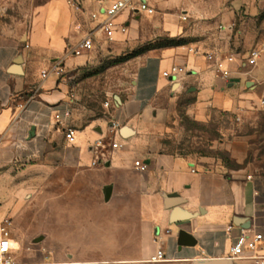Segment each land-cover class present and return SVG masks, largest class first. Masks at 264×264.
<instances>
[{
    "label": "crops",
    "instance_id": "1",
    "mask_svg": "<svg viewBox=\"0 0 264 264\" xmlns=\"http://www.w3.org/2000/svg\"><path fill=\"white\" fill-rule=\"evenodd\" d=\"M242 1L219 13L205 0H148L152 16L123 11L115 24L125 33L80 55L69 52L96 25L89 14L97 0H81L83 13L67 0H48L26 30L0 27V199L12 204L1 218L11 220L19 245L18 230L23 239L40 236L25 264L45 259L41 251L48 264H200L227 258L256 264L233 259L230 248L241 231L264 235V171H232L172 155L160 138L169 107L181 94L192 99L187 115L199 123L261 106L264 55L253 67L244 58L264 43V19L259 31L236 27ZM188 19L193 39L202 37L206 24L219 32L113 66L120 76L105 90L102 115L84 120L77 114L68 80L75 70L98 55L117 57L160 37H188L182 30ZM229 52L237 58L225 64L230 76L223 80L204 54L223 58ZM171 67L183 73L164 78ZM67 129L75 131L72 143L65 139ZM159 250L162 260L152 262ZM258 254H264V241Z\"/></svg>",
    "mask_w": 264,
    "mask_h": 264
},
{
    "label": "rangeland",
    "instance_id": "2",
    "mask_svg": "<svg viewBox=\"0 0 264 264\" xmlns=\"http://www.w3.org/2000/svg\"><path fill=\"white\" fill-rule=\"evenodd\" d=\"M48 0H0V27L18 28L26 30L31 17L36 13L39 5ZM235 0H205L207 6L220 8L219 13H223L225 8L232 6ZM243 6H237V18L234 19L236 27L244 25L245 28L251 27L259 31V24L264 19V0H244ZM209 9V8H208ZM249 9V11H248ZM188 24L182 28L188 37L179 35L172 39L183 40H204L206 32H219L220 28L208 29L206 24L202 37H191L193 24L190 19ZM208 20V19H207ZM20 25V26H19ZM219 23L218 26H222ZM243 26V27H244ZM167 38L166 36L157 38ZM193 43V42H192ZM191 44V43H190ZM145 44L137 46L134 50L121 52L120 56L98 55L91 63L77 73L73 79L69 80V85L73 90V105L77 114L84 118L89 115H102L104 102L106 99L105 90L111 89V84L118 73H113L107 64L114 59L122 58L133 51L143 47ZM189 45V44H188ZM197 51H195L196 53ZM120 65V64H118ZM117 66V65H115ZM117 72V71H116ZM192 99L185 94L175 97L172 106L169 107L170 115L166 118L161 138V145L164 152L189 157L201 164H207L206 160L221 164L227 170L246 169L248 173H258L264 171V111L258 102L257 105L249 108L240 116H226L221 114L213 117L207 123L194 121L187 115V108ZM92 112V113H89ZM12 204L5 203L0 199V221L2 211ZM8 207V208H9ZM19 231V230H18ZM15 237L21 240L20 245L13 241L14 248H20L17 259L19 264H25L24 257L32 254L40 243H35L40 236L29 235L24 239L18 232ZM45 259L28 262L29 264H48ZM41 255V256H42ZM21 261V262H20Z\"/></svg>",
    "mask_w": 264,
    "mask_h": 264
},
{
    "label": "built area",
    "instance_id": "3",
    "mask_svg": "<svg viewBox=\"0 0 264 264\" xmlns=\"http://www.w3.org/2000/svg\"><path fill=\"white\" fill-rule=\"evenodd\" d=\"M110 0H97V7L89 14V18L92 22H96V25L88 30L82 40L74 46L69 54L80 55L83 52H88L95 48V45L101 41L111 42L117 32L124 34L126 29L124 26H117L115 24V18L123 11L128 10L134 15H146L152 16L154 9L149 5L148 0H112L107 7L103 6L104 2ZM68 5L74 12L83 13V7L81 0H67ZM264 55V43L259 47L250 50L244 58L245 64L253 67L257 61ZM205 60L212 66L216 76L227 80L230 76L229 70L225 64L233 63L237 55L233 52L227 53L223 58H217L213 53L204 54ZM51 70L57 71L56 67ZM183 73L182 68L171 67L168 72H164L162 76L169 78L170 76L178 77ZM46 74H42V78H45ZM70 76L68 80L73 79ZM106 106V104H105ZM261 106H264V99L261 100ZM69 112L64 113L65 118L69 117ZM54 119L59 122L61 116L59 113L54 115ZM75 131L73 129H67L65 133V139L68 143L74 142ZM113 149L118 148L117 144H112ZM135 167L139 171L144 172L146 167L139 161L134 163ZM12 222L11 220H2L0 222V264H19L17 262L20 248H14L11 243L15 241L12 237ZM231 231V228H229ZM264 241V235L260 233H253L250 231H241L235 238L234 244L230 248V255L234 259H248L254 261L256 264H264V254H258V244ZM163 254L159 250L156 255L151 259L152 262H158L162 260Z\"/></svg>",
    "mask_w": 264,
    "mask_h": 264
},
{
    "label": "trees",
    "instance_id": "4",
    "mask_svg": "<svg viewBox=\"0 0 264 264\" xmlns=\"http://www.w3.org/2000/svg\"><path fill=\"white\" fill-rule=\"evenodd\" d=\"M194 42V40H183V39H172V38H162L155 40L153 42H149L145 44L143 47L133 51L132 53L118 59L112 60V62L107 64V67L115 66L118 64L125 63L126 61L139 56L147 51L154 50V49H162V48H170V47H181L188 45Z\"/></svg>",
    "mask_w": 264,
    "mask_h": 264
},
{
    "label": "water",
    "instance_id": "5",
    "mask_svg": "<svg viewBox=\"0 0 264 264\" xmlns=\"http://www.w3.org/2000/svg\"><path fill=\"white\" fill-rule=\"evenodd\" d=\"M174 80V79H172ZM248 86V85H247ZM40 240H36L35 243H38ZM198 264V263H196ZM200 264H232L231 259H220V260H211V261H206Z\"/></svg>",
    "mask_w": 264,
    "mask_h": 264
}]
</instances>
